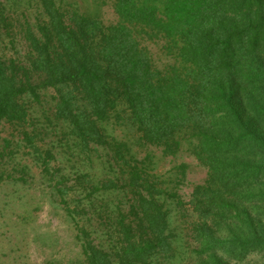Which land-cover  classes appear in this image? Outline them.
<instances>
[{
  "label": "trees",
  "instance_id": "trees-1",
  "mask_svg": "<svg viewBox=\"0 0 264 264\" xmlns=\"http://www.w3.org/2000/svg\"><path fill=\"white\" fill-rule=\"evenodd\" d=\"M112 6L105 23L73 1L0 0V183L40 168L75 264H264V0ZM110 124L163 156L185 149L204 180L183 197L187 163L159 173Z\"/></svg>",
  "mask_w": 264,
  "mask_h": 264
},
{
  "label": "rangeland",
  "instance_id": "rangeland-1",
  "mask_svg": "<svg viewBox=\"0 0 264 264\" xmlns=\"http://www.w3.org/2000/svg\"><path fill=\"white\" fill-rule=\"evenodd\" d=\"M65 1L75 2L85 13L99 15L105 23L117 20L112 6L114 0ZM145 43L155 65L163 67L172 61L170 55L162 49L161 41ZM107 130L119 139L127 140L139 155L146 151L152 152L159 173L169 171L181 162L187 163L186 179L179 190L183 197L188 198L193 185L204 180L205 168L185 149L175 156H163L159 148L138 145L133 131L123 126L110 124ZM31 173L33 179L30 184L9 181L0 183V264H48L52 261L75 264L82 254L72 221L56 200L57 196L53 194L47 179L40 174V168L32 164ZM166 205L171 209V227L178 236L174 243L182 251L181 261H185L190 255L185 247H181L183 230L176 206L171 202Z\"/></svg>",
  "mask_w": 264,
  "mask_h": 264
}]
</instances>
